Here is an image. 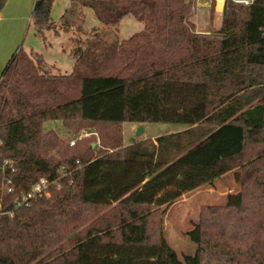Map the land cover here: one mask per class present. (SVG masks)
<instances>
[{
  "label": "trees",
  "instance_id": "16d2710c",
  "mask_svg": "<svg viewBox=\"0 0 264 264\" xmlns=\"http://www.w3.org/2000/svg\"><path fill=\"white\" fill-rule=\"evenodd\" d=\"M36 2L32 12L41 23L53 0ZM78 2L106 27L131 14L142 29L119 42L97 38L76 46L77 59L94 73L79 77L74 95V73L46 75L27 54L25 65L12 55L4 66L0 187L9 177L13 188L0 190V264H80L85 244L148 254L136 252V264H179L174 252L157 253L164 213L182 194L237 167L238 200L200 208L197 264H264V0H224L219 26L207 34L189 20L194 0ZM49 120L68 136L82 127L96 135L70 145L44 127ZM123 121L188 127L157 136L155 145L120 147ZM94 136L100 149L111 150L92 156ZM40 177L56 183L49 196L14 208Z\"/></svg>",
  "mask_w": 264,
  "mask_h": 264
},
{
  "label": "rangeland",
  "instance_id": "374dc122",
  "mask_svg": "<svg viewBox=\"0 0 264 264\" xmlns=\"http://www.w3.org/2000/svg\"><path fill=\"white\" fill-rule=\"evenodd\" d=\"M78 1L53 0L47 20L38 23L36 22L37 15L32 12L36 0H5L0 9V73L12 55L17 58L15 62L19 66L23 62L25 65L27 54L33 59L36 68L46 75L67 77L74 73L72 77L75 78L76 83H71V79L69 80V84L74 88L71 94L74 95L77 93V88L79 91V77L94 73L89 64L77 59V53L74 52L76 46L82 49L88 41L97 38L105 42L115 38L119 42L142 29V23L131 14H127L122 17L114 31L113 27L102 25L90 8L80 7ZM203 3L204 6H202ZM212 8L214 9V0H194L189 20L196 25L197 30L207 29L209 33L219 26L221 14L216 15L214 12L211 14ZM70 22L73 23L68 30H63V27ZM114 51L113 59L118 66L121 62V52L119 48H115ZM36 57H40L41 62H38ZM104 65V61H101L98 73L102 72ZM136 124L129 121L121 122L119 132L123 143L121 142L120 147L130 143L153 140L143 139L145 136L170 134V132L181 131L188 127L182 123L163 121H147L137 126ZM139 126H142L144 131L136 134ZM44 127L54 129L65 140L78 136L81 131L94 130L82 127L76 135L68 136L59 121H45ZM88 142L93 148L92 156L99 154L100 150H111L108 149L111 147L104 145L106 148L100 149L97 137L89 139ZM239 174L240 170L237 167L228 176L223 175L210 185L206 184L182 194L170 205L163 216V239L157 253L171 251L174 252L173 255L179 264H197V225L200 208L206 205L236 202L240 189ZM226 181L232 188H222V185L228 183H224ZM213 185L219 188L208 191V187ZM227 189H229L228 193ZM218 192L225 194V197H220ZM116 248H120L117 253ZM136 252L140 256H148L136 248L126 246L85 244L80 247V264H136L132 262L137 261ZM157 256L153 258L156 259ZM166 262L168 261L166 260L165 264Z\"/></svg>",
  "mask_w": 264,
  "mask_h": 264
},
{
  "label": "built area",
  "instance_id": "2783aa9c",
  "mask_svg": "<svg viewBox=\"0 0 264 264\" xmlns=\"http://www.w3.org/2000/svg\"><path fill=\"white\" fill-rule=\"evenodd\" d=\"M235 3H240L244 4V0H233ZM252 0H249L247 4H249ZM90 135H96L95 132H86V131H81L78 136L71 138L69 140V144L72 145L74 142L81 137H86ZM1 144V140H0ZM4 164L7 165V168L10 169V171H14L13 163L11 160H5ZM4 182H1V187L0 190L5 191V192H11L12 191V185H11V179L9 177H6ZM51 184H56L55 181H50L45 177H40L35 183L32 184V186L26 191L20 193L18 197L15 198L13 202V207L18 208L21 206H26L30 203L31 200L36 199L41 196L48 197L49 196V186ZM58 187V185H57ZM2 213V210H0V214Z\"/></svg>",
  "mask_w": 264,
  "mask_h": 264
},
{
  "label": "crops",
  "instance_id": "0c3cea01",
  "mask_svg": "<svg viewBox=\"0 0 264 264\" xmlns=\"http://www.w3.org/2000/svg\"><path fill=\"white\" fill-rule=\"evenodd\" d=\"M223 4H224V0H222V2H221V5L219 6V8L216 6L217 4H216V0H214V13H216V15H220L221 14V11H222V8H223ZM205 4L203 3L202 4V6H204ZM195 25V24H194ZM195 27H196V25H195ZM195 30H196V32H198V33H204V34H207L208 33V30L207 29H202V30H200L199 31V29L197 30L196 28H195ZM126 39V38H125ZM137 125H140V124H136V126ZM142 131H144V128H143V130ZM179 131V130H178ZM170 133H172V132H170ZM162 135V134H161ZM157 136H159V135H151V136H149V137H147V136H145V137H143V139H148V138H151V139H153L152 141H153V143L154 144H156V141L154 140ZM234 170V169H233ZM232 171V170H231ZM231 171H229L228 173H225L224 174V176H228L229 175V173L231 172ZM221 177H223V175L221 176ZM220 177V178H221ZM216 181V180H215ZM214 181V182H215ZM228 181H226V182H224V183H227ZM209 188V190L208 191H214L213 190V188H219L218 186L217 187H215L214 185L213 186H210V187H208ZM222 188H232L231 186H230V184H229V182L227 183V184H224V185H222ZM226 192L228 193L229 192V189H227L226 190ZM219 193V195H220V197H225V194H220V192H218Z\"/></svg>",
  "mask_w": 264,
  "mask_h": 264
},
{
  "label": "water",
  "instance_id": "95a60500",
  "mask_svg": "<svg viewBox=\"0 0 264 264\" xmlns=\"http://www.w3.org/2000/svg\"><path fill=\"white\" fill-rule=\"evenodd\" d=\"M36 5H37V2H36V4H35V6H36ZM142 130H143L142 126H139V127L137 128L136 134H139Z\"/></svg>",
  "mask_w": 264,
  "mask_h": 264
},
{
  "label": "clouds",
  "instance_id": "9594fccd",
  "mask_svg": "<svg viewBox=\"0 0 264 264\" xmlns=\"http://www.w3.org/2000/svg\"><path fill=\"white\" fill-rule=\"evenodd\" d=\"M249 2V0H244V3L247 4Z\"/></svg>",
  "mask_w": 264,
  "mask_h": 264
}]
</instances>
